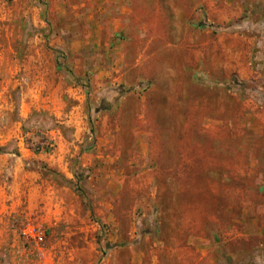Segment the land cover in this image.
I'll return each mask as SVG.
<instances>
[{"label":"rangeland","instance_id":"rangeland-1","mask_svg":"<svg viewBox=\"0 0 264 264\" xmlns=\"http://www.w3.org/2000/svg\"><path fill=\"white\" fill-rule=\"evenodd\" d=\"M0 264H264V0H0Z\"/></svg>","mask_w":264,"mask_h":264},{"label":"built area","instance_id":"built-area-1","mask_svg":"<svg viewBox=\"0 0 264 264\" xmlns=\"http://www.w3.org/2000/svg\"><path fill=\"white\" fill-rule=\"evenodd\" d=\"M23 238L28 242L39 244L42 242L43 235L39 227L28 228L22 231Z\"/></svg>","mask_w":264,"mask_h":264},{"label":"crops","instance_id":"crops-1","mask_svg":"<svg viewBox=\"0 0 264 264\" xmlns=\"http://www.w3.org/2000/svg\"><path fill=\"white\" fill-rule=\"evenodd\" d=\"M125 13H126V12H125ZM127 13H128V14H131V18L129 17V19H128L129 21H131V22H135L136 19H138V18L135 17V16H136L135 10H134V11H130V10H129ZM127 13H126V14H127ZM132 17H133V18H132ZM131 22H130V23H131Z\"/></svg>","mask_w":264,"mask_h":264}]
</instances>
